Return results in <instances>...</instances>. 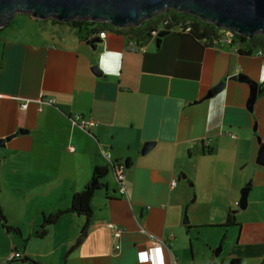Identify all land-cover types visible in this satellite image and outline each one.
<instances>
[{"label":"crops","instance_id":"crops-1","mask_svg":"<svg viewBox=\"0 0 264 264\" xmlns=\"http://www.w3.org/2000/svg\"><path fill=\"white\" fill-rule=\"evenodd\" d=\"M20 26L0 29V140L17 134L0 147V206L21 233L0 223V264H141L139 251L154 238L165 241L168 262L184 264L188 205L194 229H227L220 264H264V50L241 56L176 28L159 47L141 35L146 53L137 54L127 51L135 35L117 28L86 40L70 25ZM240 75L263 88L252 109L251 85ZM77 116L91 127L82 129ZM95 168L109 174L92 200L86 237L79 242L85 219L66 213L40 238L45 219L71 206ZM200 208L207 221L195 214ZM229 215L236 225L222 227ZM109 224L125 229L118 251ZM213 251L209 244V264ZM15 252L23 258L9 261Z\"/></svg>","mask_w":264,"mask_h":264},{"label":"water","instance_id":"water-1","mask_svg":"<svg viewBox=\"0 0 264 264\" xmlns=\"http://www.w3.org/2000/svg\"><path fill=\"white\" fill-rule=\"evenodd\" d=\"M171 9L197 15L219 28L233 30L249 38L264 35V0H0V29L10 24L17 14H26L42 21L56 19L63 23L75 20L108 23L122 30L139 28L145 21ZM170 33L171 30H163L158 34V47ZM100 41L101 38L96 37L89 43L95 45ZM94 71L99 73L97 67ZM239 79L251 85L249 108L252 109L263 88L245 75H240ZM225 84L221 82L215 86L207 97L221 92ZM16 136L1 139L0 147H5ZM258 141L261 145L258 164L264 167V143L261 138ZM152 147V143H147L143 153L146 154ZM251 185V182L248 183L241 191L239 206L242 210L248 208ZM185 224H189L188 219ZM222 250V246L214 250L215 260L211 264H220L216 259L221 256Z\"/></svg>","mask_w":264,"mask_h":264},{"label":"trees","instance_id":"trees-1","mask_svg":"<svg viewBox=\"0 0 264 264\" xmlns=\"http://www.w3.org/2000/svg\"><path fill=\"white\" fill-rule=\"evenodd\" d=\"M46 24L52 25H70L74 28L80 39L89 40L91 36H97L104 30L115 29L111 24L99 23L93 21L75 20L70 23H63L56 19H49L45 21ZM181 28L183 31L190 28L191 33L195 38L205 42L211 46H230L235 47L236 51L241 56H252L257 51L264 50V35H258L249 38L246 35L240 34L236 31L219 28L214 23L208 22L197 15L177 10H167L156 15L154 18L147 20L139 28L130 27L119 30L122 33L133 35H151V32L160 30H174ZM131 161H128L126 166H130ZM108 169L95 168L93 179L82 191L74 194L71 206L66 211H59L56 214L45 219L42 230L39 232V237L44 238L49 233V227L58 223L59 219L66 213H73L82 216L85 219L79 242L87 235L89 224L93 217L92 200L97 191L105 188L104 180L108 176ZM92 183H96L92 185ZM0 223L3 224L8 232L13 231L16 234H21L20 230L8 227V220L0 206ZM236 225V218L234 215H229L227 222L222 227H232ZM193 228L187 226L188 232ZM226 239L224 236L223 241ZM211 260H214V251L212 252ZM240 259H232L228 264H241Z\"/></svg>","mask_w":264,"mask_h":264},{"label":"rangeland","instance_id":"rangeland-1","mask_svg":"<svg viewBox=\"0 0 264 264\" xmlns=\"http://www.w3.org/2000/svg\"><path fill=\"white\" fill-rule=\"evenodd\" d=\"M29 15L26 14H17L15 19L12 21L15 24L24 26L22 28H30V30L38 29L39 23H43L46 25L45 21L42 20H33L35 22L31 23L29 22ZM32 18V17H31ZM34 19V18H33ZM37 21V22H36ZM48 21V20H47ZM39 22V23H38ZM50 24V23H48ZM52 25V24H50ZM20 26V27H21ZM26 26V27H25ZM186 185V184H184ZM196 195H193V198H195ZM201 205V203H200ZM189 206V205H188ZM186 206V208L188 207ZM184 209L183 213V223L186 221V219L189 220V226L193 229L190 232V240L192 241L187 245L186 254L184 255V264H209V254H208V245L211 244L213 246L214 250L219 249L221 246L223 248V244L221 243V240L223 241L224 235L227 233L226 228H211V227H204V228H197L196 223V216L194 215L193 208L190 209V206L187 209ZM195 214L197 216L201 217L200 220L207 221L205 217V214L203 213V209L200 208ZM199 227V226H198ZM225 242V241H224ZM223 242V243H224ZM228 254V247L226 246V249L224 253L221 254V256L218 258V262H223L225 259V256ZM10 264H23L22 262H13Z\"/></svg>","mask_w":264,"mask_h":264},{"label":"built area","instance_id":"built-area-1","mask_svg":"<svg viewBox=\"0 0 264 264\" xmlns=\"http://www.w3.org/2000/svg\"><path fill=\"white\" fill-rule=\"evenodd\" d=\"M179 29H181L179 27ZM181 31H183L181 29ZM186 32H190L191 29L188 28L185 30ZM161 31L158 29L156 31L151 32L152 37L158 38V34ZM100 37L102 39H105L107 37V33L105 31L100 33ZM127 51L131 53H137V54H145L146 53V46L140 45L137 42V38L135 36H132L128 42L127 45ZM263 51H259V55H262ZM50 104H54L53 100L48 101ZM22 108H26V104L23 105ZM75 123L79 125L82 129L88 130L91 127V123L85 119H82V117L77 116L74 119ZM231 135V134H229ZM232 138H235L234 135H231ZM72 151H74L73 148H71ZM107 158H110V155H107ZM124 176L122 174H119L118 179L123 182ZM173 186H177V182H173ZM121 193H126V187L122 186ZM108 228L112 231L114 239H115V248L116 250L121 249V241L123 238V235L125 234V229L121 226H118L116 224H109ZM167 247L165 241L159 238H154L153 247L150 249L139 251L138 253V259L141 264H180L179 261H174L172 258L170 259V262L167 261V258L164 255V249ZM23 255L21 253L15 252L12 253L9 257V261H14L17 259H22Z\"/></svg>","mask_w":264,"mask_h":264},{"label":"flooded vegetation","instance_id":"flooded-vegetation-1","mask_svg":"<svg viewBox=\"0 0 264 264\" xmlns=\"http://www.w3.org/2000/svg\"><path fill=\"white\" fill-rule=\"evenodd\" d=\"M12 23V22H11ZM10 23V24H11ZM10 24H8L7 26H9ZM7 26H5V27H3V28H1V29H4V28H6ZM135 37L137 38V40H139L140 38H141V35L140 34H137V35H135Z\"/></svg>","mask_w":264,"mask_h":264}]
</instances>
